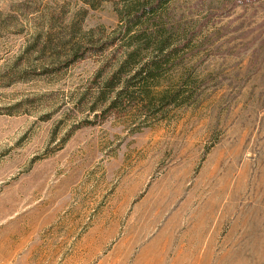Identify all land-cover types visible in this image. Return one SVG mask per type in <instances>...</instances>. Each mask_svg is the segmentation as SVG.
<instances>
[{"label":"rangeland","instance_id":"1","mask_svg":"<svg viewBox=\"0 0 264 264\" xmlns=\"http://www.w3.org/2000/svg\"><path fill=\"white\" fill-rule=\"evenodd\" d=\"M0 264H264V0H0Z\"/></svg>","mask_w":264,"mask_h":264}]
</instances>
